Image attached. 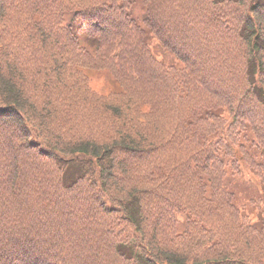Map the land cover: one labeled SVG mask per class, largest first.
<instances>
[{"label":"trees","instance_id":"16d2710c","mask_svg":"<svg viewBox=\"0 0 264 264\" xmlns=\"http://www.w3.org/2000/svg\"><path fill=\"white\" fill-rule=\"evenodd\" d=\"M228 2L0 0V264H264V0Z\"/></svg>","mask_w":264,"mask_h":264},{"label":"rangeland","instance_id":"374dc122","mask_svg":"<svg viewBox=\"0 0 264 264\" xmlns=\"http://www.w3.org/2000/svg\"><path fill=\"white\" fill-rule=\"evenodd\" d=\"M240 0H235L228 2L226 4L225 12L223 14V21H227L229 25H234L236 21L240 22L239 27L242 26V21L244 18H246V15H244V12L247 13V10L250 8L251 4L255 2L256 0H241V3L238 4ZM254 12V11H253ZM256 15L255 18L257 20L255 21L256 24L259 23V33H262V36L264 35V8L260 11H255ZM244 15V16H243ZM202 30L203 37H209V33L206 32L204 29ZM261 31V32H260ZM216 56V55H215ZM229 55L222 56L220 59L216 56L212 62V68L210 72L215 78H220L221 76L229 74V80L230 83L233 84V81L237 83V86L247 85L246 83V76H245V67H246V57L242 58L239 57V59H234L232 63H229L228 59ZM245 64V65H244ZM90 79V78H89ZM100 79L102 77L100 76ZM256 82L260 83L264 87V73H260L256 76ZM95 87H91L90 83L89 86L95 90H100L102 87H96V83L93 84ZM230 86H236V85H230ZM105 92V91H103ZM232 91H230L231 95ZM253 97V96H252ZM253 99H249V103L252 102ZM263 110L264 107H261ZM264 113V110H263ZM264 133V128L262 129ZM261 137V133H260ZM264 140V138H262ZM66 168V167H65ZM247 186V185H245Z\"/></svg>","mask_w":264,"mask_h":264}]
</instances>
